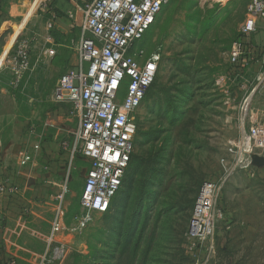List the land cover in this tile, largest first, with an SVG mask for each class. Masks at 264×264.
I'll list each match as a JSON object with an SVG mask.
<instances>
[{"label": "rangeland", "instance_id": "rangeland-1", "mask_svg": "<svg viewBox=\"0 0 264 264\" xmlns=\"http://www.w3.org/2000/svg\"><path fill=\"white\" fill-rule=\"evenodd\" d=\"M83 1L0 0V264H193L185 235L205 181L220 183L224 217L210 264H264V24L241 34L251 0L164 7L146 36L149 50L161 46L162 62L135 116L134 151L112 208L82 232L60 234L66 255L42 261L56 196L69 179L73 223L88 169L77 120L52 100L77 61L79 21L66 12Z\"/></svg>", "mask_w": 264, "mask_h": 264}, {"label": "built area", "instance_id": "built-area-1", "mask_svg": "<svg viewBox=\"0 0 264 264\" xmlns=\"http://www.w3.org/2000/svg\"><path fill=\"white\" fill-rule=\"evenodd\" d=\"M169 2L92 0L78 9L82 15L74 47L77 62L55 84L52 100L68 105L69 115L77 120V147L88 169L81 210L73 223L66 219V200L72 194L69 179L56 196L58 207L44 263L63 258L68 246L56 238L82 232L94 214H106L122 187L134 151L135 116L163 58L161 46L149 50L146 36ZM258 23L264 24V0H251L241 34H253ZM29 160L28 155L22 157V165ZM5 193L0 185V196ZM220 193L218 181H205L197 194L185 235L193 264H210L216 255L215 234L224 218L217 208Z\"/></svg>", "mask_w": 264, "mask_h": 264}, {"label": "crops", "instance_id": "crops-1", "mask_svg": "<svg viewBox=\"0 0 264 264\" xmlns=\"http://www.w3.org/2000/svg\"><path fill=\"white\" fill-rule=\"evenodd\" d=\"M92 0H89V1H83L80 5H77V11H76V13L74 14V18L75 19H73V22L75 23V25H76V22L75 21H80L81 20V15H82V12L80 11V10H78V9H80V8H83L87 3H90ZM67 14H68V17L70 18V14L72 13L70 10L68 11V12H66ZM73 14V13H72ZM76 16V17H75ZM70 19H72V18H70ZM71 23L72 24V27H73V25H74V23ZM70 25V24H69ZM79 27V26H78ZM79 33H80V29H79ZM78 38H79V34H78ZM78 38H77V40H78ZM77 42V41H76ZM76 60H77V57H76ZM77 62V61H76ZM65 106H67V108H68V115H69V106L68 105H65ZM1 162V161H0ZM1 173H2V169H1V167H0V185H1V183H2V180H1ZM69 187H70V180H69ZM71 189V188H70ZM71 191H72V189H71ZM72 195V194H71ZM70 195V196H71ZM69 196V197H70ZM0 214L2 213L1 212V210L2 209H5L4 208V205H5V203H6V196H5V194L4 195H2V196H0ZM2 219H1V216H0V243H1V239H2V236H3V228L1 227V221Z\"/></svg>", "mask_w": 264, "mask_h": 264}, {"label": "bare ground", "instance_id": "bare-ground-1", "mask_svg": "<svg viewBox=\"0 0 264 264\" xmlns=\"http://www.w3.org/2000/svg\"><path fill=\"white\" fill-rule=\"evenodd\" d=\"M250 137H245V142H244V149H245V152H247L248 148L250 147V140L249 139ZM250 150V149H249Z\"/></svg>", "mask_w": 264, "mask_h": 264}, {"label": "trees", "instance_id": "trees-1", "mask_svg": "<svg viewBox=\"0 0 264 264\" xmlns=\"http://www.w3.org/2000/svg\"><path fill=\"white\" fill-rule=\"evenodd\" d=\"M155 81H156V80H155ZM154 84H155V82H154ZM154 84H153V85H154ZM153 85L150 87V89L153 87ZM150 89L148 90V92L150 91ZM148 92H147V94H148ZM147 94H146V96H147ZM145 98H146V97H145ZM131 158H132V157H131ZM130 162H131V161H130ZM200 187H201V186H199V189H200ZM199 189H198V192H199ZM116 196H117V195H116ZM116 196H115V197H116ZM114 199H115V198H114ZM114 199H113V201H114ZM113 201H112V204H111L110 210H111V208H112ZM110 210H109V211H110ZM109 211H108V212H109ZM108 212H107V213H108ZM186 232H187V231H186Z\"/></svg>", "mask_w": 264, "mask_h": 264}]
</instances>
